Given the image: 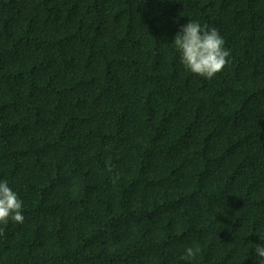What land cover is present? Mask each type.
Segmentation results:
<instances>
[{"label": "trees", "instance_id": "obj_1", "mask_svg": "<svg viewBox=\"0 0 264 264\" xmlns=\"http://www.w3.org/2000/svg\"><path fill=\"white\" fill-rule=\"evenodd\" d=\"M190 21L230 50L211 79ZM5 180L0 264H264V0H0Z\"/></svg>", "mask_w": 264, "mask_h": 264}, {"label": "clouds", "instance_id": "obj_2", "mask_svg": "<svg viewBox=\"0 0 264 264\" xmlns=\"http://www.w3.org/2000/svg\"><path fill=\"white\" fill-rule=\"evenodd\" d=\"M173 42L181 54V63L199 76L211 79L230 63V50L225 48V40L215 27L190 21L181 28ZM10 220L20 224L24 222L23 201L5 180L0 181V224L6 225ZM0 235H3L2 229ZM200 251L198 245L195 249L188 247L182 258L194 259ZM255 253L264 258V244H256Z\"/></svg>", "mask_w": 264, "mask_h": 264}]
</instances>
